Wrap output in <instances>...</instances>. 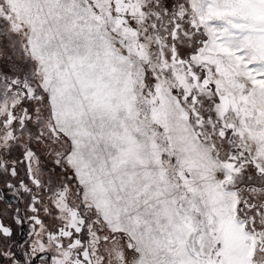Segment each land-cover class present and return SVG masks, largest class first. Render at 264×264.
<instances>
[{"label":"snow or ice","instance_id":"1","mask_svg":"<svg viewBox=\"0 0 264 264\" xmlns=\"http://www.w3.org/2000/svg\"><path fill=\"white\" fill-rule=\"evenodd\" d=\"M0 264H264V0H0Z\"/></svg>","mask_w":264,"mask_h":264}]
</instances>
